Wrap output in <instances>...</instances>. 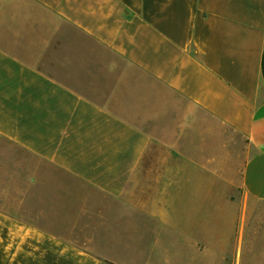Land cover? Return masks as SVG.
<instances>
[{"label":"crops","instance_id":"1","mask_svg":"<svg viewBox=\"0 0 264 264\" xmlns=\"http://www.w3.org/2000/svg\"><path fill=\"white\" fill-rule=\"evenodd\" d=\"M202 114L248 141L238 176ZM248 201L264 0H0V264H264Z\"/></svg>","mask_w":264,"mask_h":264},{"label":"rangeland","instance_id":"2","mask_svg":"<svg viewBox=\"0 0 264 264\" xmlns=\"http://www.w3.org/2000/svg\"><path fill=\"white\" fill-rule=\"evenodd\" d=\"M208 121H211L210 118L202 114L199 136L202 144L209 142V145L202 149L209 151L211 158L216 155L218 171L226 169L238 176L246 159L252 154L248 141L238 133L220 127L219 124L216 125L214 131L209 132L203 125ZM243 205L242 194L235 190L232 206L228 209V217L234 219L240 217V208H244ZM244 215L246 220L244 234L248 235L250 249L254 250L257 245H264V202L248 201L247 212ZM257 237L261 238L258 244L256 243Z\"/></svg>","mask_w":264,"mask_h":264}]
</instances>
